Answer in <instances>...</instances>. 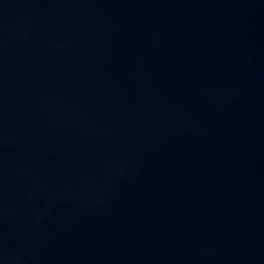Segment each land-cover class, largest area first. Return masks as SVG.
Wrapping results in <instances>:
<instances>
[{
    "label": "water",
    "instance_id": "water-1",
    "mask_svg": "<svg viewBox=\"0 0 264 264\" xmlns=\"http://www.w3.org/2000/svg\"><path fill=\"white\" fill-rule=\"evenodd\" d=\"M0 264H264V0H0Z\"/></svg>",
    "mask_w": 264,
    "mask_h": 264
}]
</instances>
